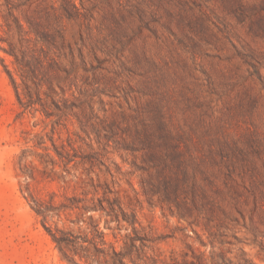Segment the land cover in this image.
Here are the masks:
<instances>
[{
    "label": "rangeland",
    "instance_id": "1",
    "mask_svg": "<svg viewBox=\"0 0 264 264\" xmlns=\"http://www.w3.org/2000/svg\"><path fill=\"white\" fill-rule=\"evenodd\" d=\"M0 264H264V0H0Z\"/></svg>",
    "mask_w": 264,
    "mask_h": 264
}]
</instances>
